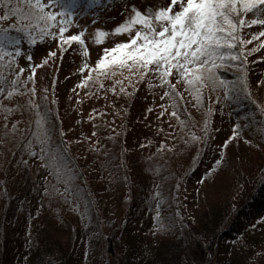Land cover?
I'll use <instances>...</instances> for the list:
<instances>
[{
	"label": "rangeland",
	"instance_id": "obj_1",
	"mask_svg": "<svg viewBox=\"0 0 264 264\" xmlns=\"http://www.w3.org/2000/svg\"><path fill=\"white\" fill-rule=\"evenodd\" d=\"M169 2L71 0L64 12L72 22L60 35L82 33V45L46 34L20 48L11 65L16 72L24 69L19 90L9 99L10 84L0 100V182L7 174L16 197L5 223L10 237L0 238V245L5 242L0 264H264V146L253 123L239 119L217 87L195 91L171 74L168 84L179 93L174 100L157 73L140 78L134 68H96L105 49L141 27L111 31L130 18L132 6L145 10ZM11 22L0 21V27ZM56 25L47 33H59ZM96 29L105 33L99 41ZM238 31L250 41L245 48L258 47L240 61H247L250 90L263 98L264 46L259 40L264 36L250 40L257 25ZM231 62L222 68L234 71ZM5 105L10 111H4ZM53 107L62 143L77 162L70 172L84 178L87 193L74 195L77 181L56 179L52 190L38 185L51 176L39 157L2 161L15 134H23L34 116ZM233 125L238 136L224 145ZM261 179L259 193L240 216L244 199ZM123 223L108 250L102 236Z\"/></svg>",
	"mask_w": 264,
	"mask_h": 264
},
{
	"label": "snow or ice",
	"instance_id": "obj_2",
	"mask_svg": "<svg viewBox=\"0 0 264 264\" xmlns=\"http://www.w3.org/2000/svg\"><path fill=\"white\" fill-rule=\"evenodd\" d=\"M0 4L4 6L0 21H7L9 17H14L13 23L0 27V79L5 78V66L11 67L16 56L21 52L19 47L8 50L9 45L19 43L8 35V29L14 28L30 38L36 34L32 30L34 26L41 30L51 29L56 25L58 18L59 23L56 26L59 27V33L53 31L46 34L59 36L63 43L72 41H77L81 45L84 43L81 39L82 33L60 35L66 31L65 25L72 22L70 13L65 18L63 0H46V3L44 0H17L16 4H12V0H0ZM57 6L61 8L59 13L51 10ZM20 21H27V23L22 24ZM133 25L141 27L135 28L134 34H130V38L126 41L117 42L113 47L105 49V54L95 62L96 68L107 69L108 65L134 68L135 74L140 78L148 72L157 73L160 84L170 89L171 95L176 97L179 93L175 91V86L168 84L171 74H175L177 79L183 77L184 84L195 91L206 86L215 89L224 85V81L217 72L218 67H223V62L238 61L245 56V53L251 54L258 51L256 45L251 48L244 47L250 41L242 39L238 30L257 25L259 31L251 32L250 40L264 36V0H170L166 6L148 7L145 10L132 6L130 18L125 19L111 31L114 34L129 32L133 29ZM104 35V32L96 29L97 41ZM29 42L35 43L32 39H29ZM259 45L264 46V39L259 40ZM107 54L113 55L110 59H105ZM5 57H7L6 63ZM260 58L264 59V57ZM246 62V59L242 60L240 66L242 67ZM29 67L32 66L29 65ZM23 71V68L19 72L13 71L11 81L13 86L6 92L9 99L18 91L21 83L18 78ZM32 71L34 72L35 69L33 68ZM80 71H83V67ZM27 79L31 81L32 75H29ZM83 82L82 80L81 83ZM257 83L260 84L261 81ZM30 91L34 93L35 90ZM3 92L5 89L0 88V93ZM224 94L225 96L229 94L226 87ZM165 95H168V92ZM197 102H199V96H197ZM28 103L36 107L31 100ZM4 111L8 112L10 109L5 105ZM37 115L39 117V114ZM172 115H175V112ZM37 123L41 124L39 118ZM237 127L233 125V132L223 142L224 145L238 136ZM44 134L47 137V129H44ZM60 135L62 136L63 132ZM193 139L199 138L193 136ZM215 163L218 165L220 161L217 160ZM153 219L155 221L156 218ZM160 227L163 228V225Z\"/></svg>",
	"mask_w": 264,
	"mask_h": 264
},
{
	"label": "trees",
	"instance_id": "obj_3",
	"mask_svg": "<svg viewBox=\"0 0 264 264\" xmlns=\"http://www.w3.org/2000/svg\"><path fill=\"white\" fill-rule=\"evenodd\" d=\"M71 0H63L64 6H67V3ZM89 2L93 3L96 0H88ZM17 0H12V4H16ZM26 7V5H24ZM65 8V7H64ZM0 9L4 12V6L0 4ZM13 19L14 17H9ZM11 22V23H13ZM20 23H27V21H20ZM43 22H41L42 24ZM6 27V26H5ZM35 31V35L32 37L26 36L23 32L17 31L16 29H8V35L15 41H19V43L15 45H9L8 50L11 51L12 47H19L21 48L24 45H32L34 43H30L29 39H32L34 41L38 40L42 36H46V33L48 32L46 30H41L40 28H34L32 29ZM236 67H234V71H227L222 67L217 68L218 75L221 77V79L224 81V85H220L217 88L222 89L221 91L225 92V87L228 90V95L225 96L224 104L228 106V108L234 112H236V116L239 119H243L245 122H251L253 125L258 129L260 132V137L262 140V144L264 146V96L263 98H260V94L258 92H253L250 90L249 86V80H248V74L244 68V66L241 65V61H232ZM231 62V63H232ZM13 73V70L11 67L7 71V73L4 74V79H0V88L5 89L10 86L12 78L9 76ZM243 73V75H242ZM169 83V82H168ZM236 83H240L239 88H235ZM13 86V85H11ZM246 86V87H245ZM19 90V87H18ZM18 92V91H17ZM5 94V92L0 93V100H2V96ZM225 95V94H224ZM175 100L176 97H173ZM262 100V101H261ZM230 103V104H229ZM56 109L53 107L52 109L48 110L47 112H43L39 115V117L33 118L32 122H29L26 128L24 127L23 134H15L14 140L11 142V145L6 148V150L3 151L1 154V158L3 163L5 164H11L14 161H20L21 163L23 160L27 159V155H31L34 157H39L42 160V164L46 169L50 171V179H45V181H41L38 185L43 186V188L48 187L50 190L54 189L56 187V179L64 180L67 183H74L78 182L76 185V191H74V195H78V192H81L82 194L87 193L88 186L86 181L83 177L80 178L81 175L76 174L72 176V173L70 172L71 166H77V162H74V159L71 157L69 151L65 149L66 144L64 145L62 143V138H60L59 135V125L56 124V121L53 120V114H56ZM40 119L41 124L37 123V119ZM44 129L48 130V135L45 137ZM28 139L33 140V144H31ZM35 140H38V143ZM31 146V151L28 152V149ZM206 150V145H205ZM207 151V150H206ZM14 160V161H13ZM58 170V173H57ZM37 171V170H35ZM38 172V171H37ZM71 173V176H70ZM39 172L36 174L38 175ZM257 174V172H256ZM3 181L0 182V238L4 237L3 240L9 239L10 237V230H7V227L5 225L6 220L10 214V211L12 210V203L14 199L16 198L13 196L14 189L10 188L9 186V177L6 175L3 176ZM69 178V181H68ZM54 180V181H53ZM258 180V177L256 178ZM81 181V182H80ZM262 179L259 180L255 184V188L252 189V191L248 194L249 197L246 201L244 199L243 206H241L240 216L244 215L245 210L249 208V205L251 203V200L253 201L254 195L256 196L259 193V190L261 188ZM39 188V186H38ZM89 197V196H87ZM236 208V207H235ZM237 213V212H236ZM124 227V223L121 225H115L114 227L110 228L109 234L107 237L102 236V239L106 243V248L108 250L111 249V242L117 241L118 235H115V232H118L119 230ZM9 229V228H8ZM10 232V233H9ZM5 242L0 245V261L3 258L4 254V248H5ZM107 251V250H105ZM119 264V263H118Z\"/></svg>",
	"mask_w": 264,
	"mask_h": 264
}]
</instances>
